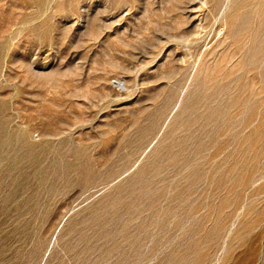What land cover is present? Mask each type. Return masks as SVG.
Instances as JSON below:
<instances>
[{
	"label": "rangeland",
	"instance_id": "1",
	"mask_svg": "<svg viewBox=\"0 0 264 264\" xmlns=\"http://www.w3.org/2000/svg\"><path fill=\"white\" fill-rule=\"evenodd\" d=\"M0 264H264V0H0Z\"/></svg>",
	"mask_w": 264,
	"mask_h": 264
},
{
	"label": "bare ground",
	"instance_id": "2",
	"mask_svg": "<svg viewBox=\"0 0 264 264\" xmlns=\"http://www.w3.org/2000/svg\"><path fill=\"white\" fill-rule=\"evenodd\" d=\"M204 3H205V1H204ZM206 4V3H205ZM210 75H211V73H210ZM212 81V80H211Z\"/></svg>",
	"mask_w": 264,
	"mask_h": 264
}]
</instances>
